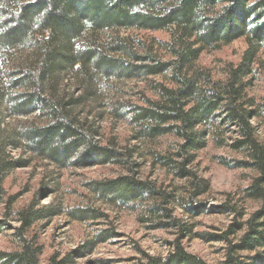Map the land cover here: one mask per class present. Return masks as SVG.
I'll return each instance as SVG.
<instances>
[{"label": "trees", "instance_id": "1", "mask_svg": "<svg viewBox=\"0 0 264 264\" xmlns=\"http://www.w3.org/2000/svg\"><path fill=\"white\" fill-rule=\"evenodd\" d=\"M119 30L167 31L170 38L155 40L145 55L137 54L144 48L140 40L132 41L139 45L136 50L129 39L98 41L100 34ZM240 39L247 48L225 79L216 80L199 65L203 52ZM262 49L264 0H0V209L16 202L7 197L5 180L29 164L12 157L9 149L65 168L130 165L134 151H120L113 140L104 144L88 119L80 118V99L63 87L67 76L90 69L92 63L106 73L126 69L127 64L109 56L117 53L145 61L138 73L167 77V84H157L152 97L144 96L143 104L134 106L132 122L137 141L176 140L175 149L157 161L186 182L184 208L194 215L205 208L195 200L210 192V184L194 165L196 154L209 142L241 155L236 167L255 173L244 196L258 208L218 238L227 243L224 264L264 262V136L255 125L260 121L264 126V102L249 92ZM6 115L16 119L15 126L5 123ZM92 185L106 200L151 201L148 212L158 218L155 228L176 230L164 260L141 252L140 264H208L183 244L192 231L174 216L175 191L130 175ZM217 212L242 215L230 202ZM16 214L20 245L0 251V264H71L70 258L58 255L43 262L42 245L36 237H26L37 222L56 213L36 211L32 204Z\"/></svg>", "mask_w": 264, "mask_h": 264}, {"label": "rangeland", "instance_id": "2", "mask_svg": "<svg viewBox=\"0 0 264 264\" xmlns=\"http://www.w3.org/2000/svg\"><path fill=\"white\" fill-rule=\"evenodd\" d=\"M97 38L105 44L115 39H129L127 43L132 44L135 50L139 45L132 41L140 40L144 48L137 54L145 55L148 47L156 44L155 40L168 41L170 35L167 31L119 30L102 33ZM246 48V41L240 39L205 51L200 56L199 65L208 69L216 80L225 79L229 67L241 61ZM159 54L163 59L169 58L163 52L159 51ZM109 56L128 67L114 68L106 73L92 63L90 69L67 76L63 87L74 99H80L77 108L80 118L88 119L104 144L113 140L120 151H134L132 165L65 168L32 156L27 151L9 149L12 157L29 164L12 172L4 182L7 197H15L16 202L11 208L0 209V251L11 252L19 248L16 229L21 223L16 213L33 204L36 211L57 214L37 222L26 232V237H36L42 245L43 262L52 255H58L70 258L71 264H140L144 261L141 252L164 260L171 251L170 243L176 230L155 228L158 218L148 212L151 201H111L93 190L95 181L130 175L175 191L174 216L187 222L192 231L183 243L186 250L208 264H224L227 243L218 237L236 221H245L258 208V203L244 196V190L255 173L236 167L235 163L243 159L241 155L209 142L196 154L194 165L198 175L210 184V192L195 200L205 208L198 215L184 208L188 189L186 182L177 179L157 161L175 149L176 140L163 137L153 142L137 141V129L132 122L134 106L142 105L144 96L152 97L157 84H167V77L138 73L139 65L145 63L140 58H127L112 52ZM249 92L257 101L264 102V49L254 67ZM6 117L5 123L15 126L16 119ZM255 125L263 137L264 126L260 121ZM225 202L237 206L242 215L217 212ZM95 215L101 216L95 218Z\"/></svg>", "mask_w": 264, "mask_h": 264}]
</instances>
